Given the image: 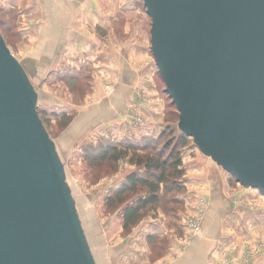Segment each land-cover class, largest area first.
<instances>
[{
  "label": "water",
  "instance_id": "95a60500",
  "mask_svg": "<svg viewBox=\"0 0 264 264\" xmlns=\"http://www.w3.org/2000/svg\"><path fill=\"white\" fill-rule=\"evenodd\" d=\"M143 5L177 129L264 196V0ZM45 58L17 60L0 31V264H97L57 142L39 115Z\"/></svg>",
  "mask_w": 264,
  "mask_h": 264
},
{
  "label": "rangeland",
  "instance_id": "374dc122",
  "mask_svg": "<svg viewBox=\"0 0 264 264\" xmlns=\"http://www.w3.org/2000/svg\"><path fill=\"white\" fill-rule=\"evenodd\" d=\"M96 4L93 3L90 7L86 5L85 0L84 6L77 12L72 10L71 5L64 8L66 14L63 22L68 24L66 27L64 25L65 29L67 28V35L75 33L73 28L77 29L82 23L88 24L89 28L94 23V17L108 15L105 11L101 12ZM34 5L32 0H0V31L17 60L33 56L43 41L37 30L43 14H38L36 8L32 9ZM123 8L124 6L120 5L118 11L120 28L117 29L122 37L125 33L122 26L126 13ZM133 10L136 21L143 19L144 16L150 26L151 21L145 11L143 0H135ZM44 11L46 12L45 7ZM52 16L55 19V15ZM43 21L46 25L47 16ZM148 25L144 40L147 43V51L132 60V64L138 63L140 66L139 75H135L134 96L124 85H120V89L113 88V83L117 80L115 75L109 79L112 81L111 84L108 79L106 81L101 73L103 70L98 65L99 58L92 56L80 59L81 62L77 65L78 61H74L70 52L71 56L66 58L65 55H60L62 61L55 63L51 71V68L46 69L48 73L38 87L36 85L40 92L37 104L39 115L49 136L57 142L58 151L66 168V178L77 200V208L97 264H175L183 252L187 253L185 249L178 254L176 251L181 250L183 244L192 243L198 235L202 236L203 217L209 210L207 206L210 202L205 203L204 199L200 198L191 202L192 206L189 208L185 182L187 171L183 166L181 167L183 174L178 179L182 189L171 193L165 192L162 188L159 191V202L149 206L145 217L133 227L124 229L123 208L135 204L139 198H146L149 195L148 188L138 186L131 198L115 208L106 205L107 197L128 181L131 174L141 177L145 175L143 167L129 163L127 158L120 159L116 165L100 163L96 155L101 148L115 144L125 146L131 142L135 145H144L150 140L151 144L146 146L148 149L137 153L152 156L151 147L157 151L166 140L176 143L181 135L176 127L177 109L164 92V82L157 72L150 50ZM45 28L43 25L42 31L46 30ZM73 35L74 39L79 41L77 33ZM88 52L89 55H95V48ZM129 58H123V61L130 62ZM132 64L130 63V69ZM63 67L66 70H62ZM95 82H102L103 87L101 85L100 88L103 89L96 92L93 88ZM110 97H114L113 102H109ZM71 126L75 134L68 135L66 131ZM179 149L182 165L183 161L193 160L199 163L197 160L210 159L201 154L189 137L179 145ZM225 174L232 192L233 189L241 192L238 197H242L243 201H251L255 197L264 200V196L257 189L242 187L227 171ZM232 198L238 204L242 201ZM191 221L197 223V227L192 228ZM215 228H209L206 233ZM214 235L215 233L212 234L209 248L216 245ZM229 243L232 244L231 247L227 244L219 251L223 254H232L241 250L250 256L249 264H254L256 252L264 249L261 242L247 244L242 242L240 247L239 243ZM175 245L177 247L172 251L173 255H169ZM220 245L221 242L217 243L215 249ZM232 264L239 263L233 261Z\"/></svg>",
  "mask_w": 264,
  "mask_h": 264
},
{
  "label": "crops",
  "instance_id": "0c3cea01",
  "mask_svg": "<svg viewBox=\"0 0 264 264\" xmlns=\"http://www.w3.org/2000/svg\"><path fill=\"white\" fill-rule=\"evenodd\" d=\"M32 1L35 4L32 9L36 8L38 14H43L37 26L39 37L43 41L40 43L41 46L36 53L32 54L34 58L42 61L47 60L45 56H50L51 63L47 70L51 68V71L55 63L62 61L60 56L62 54L65 55V58L72 55L71 57H73L74 61H78L77 65L81 62L80 59L96 56V58L100 59L98 60V65L102 68L103 71L101 73L105 76L106 81L108 79L109 84H111L112 81H109V79L115 75L117 80L114 81L113 88L120 89L124 85L130 91V94L134 96V89H136L135 75H139L138 69L140 66L137 65L138 63L132 64V60L147 51V43L144 40H146L145 29L148 25L144 16L143 19L136 21L135 11L133 10L135 0H86V5L88 4L92 7L93 3L94 5L97 3L96 7L98 6L101 12H107L108 15L94 17V23L89 28L88 24L86 25L85 23H82L77 29L73 28V31L79 36V41L74 39L73 34L75 33L70 34V36L66 33L67 28L65 29V27L68 24L63 22L66 14L64 8L71 5L72 10L77 12L84 6L85 0L84 2L83 0ZM120 5L121 7L124 6L123 11H126L122 26L125 32L123 37L117 30L120 28L118 12ZM56 10L58 11L55 12ZM53 14L55 19L52 16ZM76 15L78 16V13ZM45 16H47L46 25L43 21ZM90 16L91 14L89 18ZM43 25L46 27L44 31H42ZM142 28L143 31H141ZM139 29L140 33L138 32ZM93 47L95 48V53L93 52L95 55H89L88 50L93 49ZM69 52L71 55H69ZM51 56L54 57L51 59ZM128 57H130V62L123 61V58ZM130 63L132 64L131 69L129 67ZM63 69L66 70L64 67ZM47 70L44 77L48 73ZM101 85L103 87L102 82H95L93 88L96 89V92L101 90ZM110 101L113 102L114 97H110ZM197 161L199 163L193 162V160L183 161L182 166L187 171L185 176L187 179L185 181L187 187L186 199L189 208L192 206L191 202H194L196 198L204 199L205 203L210 202L207 206L209 210L206 216L203 217L202 236L198 235L192 243L183 244L181 250L178 249L176 251L178 254L185 249L187 253L183 252L181 258L175 264H232L233 261H238L239 264H249L250 256L248 257L247 253L243 252V254L240 250L232 254H223L219 249L227 244H229L228 247H231L232 244L229 242L239 243V247L242 246V242L246 244L247 242H261V247L263 246L262 248H264V200L260 197H255L251 201H243L242 197H238L241 192H238L237 189H233L232 192L225 170L216 162L211 159ZM233 193L235 194L232 196ZM232 197L243 200L239 201L238 204L233 201ZM209 228H215V230L209 231L211 235L205 236L204 234ZM213 233H215L214 237L216 236L217 238H215V244L222 243L217 249H215L216 245H212L209 248ZM175 247L177 245L172 248L169 255H173L172 251H174ZM243 249H246V247H243ZM254 260V264H264V249L256 252Z\"/></svg>",
  "mask_w": 264,
  "mask_h": 264
},
{
  "label": "trees",
  "instance_id": "16d2710c",
  "mask_svg": "<svg viewBox=\"0 0 264 264\" xmlns=\"http://www.w3.org/2000/svg\"><path fill=\"white\" fill-rule=\"evenodd\" d=\"M180 132V131H179ZM187 136L181 132L176 143L172 140H166L161 149L155 151L152 148V156L137 153L148 149L150 140L146 144L135 145L132 142L125 146L110 145L101 148L97 153V160L101 162H108L115 164L120 159H128L129 163H134L137 166L144 168L143 177L136 174H131L128 181L120 185L106 199V205L112 208L124 203L127 199L132 197L133 191L138 186L148 188L149 195L146 198H139L135 204L128 205L123 208L124 229L133 227L139 220L145 217L149 206H154L160 200L159 191L163 188L165 192H178L182 189L178 179L183 174L181 152L179 145L185 142ZM143 153V152H142Z\"/></svg>",
  "mask_w": 264,
  "mask_h": 264
},
{
  "label": "built area",
  "instance_id": "2783aa9c",
  "mask_svg": "<svg viewBox=\"0 0 264 264\" xmlns=\"http://www.w3.org/2000/svg\"><path fill=\"white\" fill-rule=\"evenodd\" d=\"M194 221H195V220H194ZM194 221H193V222L191 221V223H192V228L197 227V223H195Z\"/></svg>",
  "mask_w": 264,
  "mask_h": 264
}]
</instances>
